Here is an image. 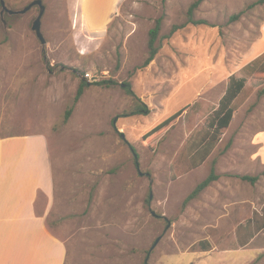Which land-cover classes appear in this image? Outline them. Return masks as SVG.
Wrapping results in <instances>:
<instances>
[{
  "label": "rangeland",
  "instance_id": "rangeland-1",
  "mask_svg": "<svg viewBox=\"0 0 264 264\" xmlns=\"http://www.w3.org/2000/svg\"><path fill=\"white\" fill-rule=\"evenodd\" d=\"M5 1L18 10L33 0ZM194 1L122 0L96 25L84 0H44L46 44L32 28L39 6L9 14L0 4V164L8 144L26 147L15 141L25 134L48 140L55 192L39 194L36 207L66 244L64 264H264V3L204 0L195 18L208 24L169 36ZM91 3L92 13L108 16L112 0ZM161 15L159 52L137 69ZM232 75L246 83L230 125L191 169L190 138L209 128ZM105 79L114 83H99ZM82 80L88 85L76 102ZM127 82L149 113L127 115L136 101ZM213 166L220 177L184 205Z\"/></svg>",
  "mask_w": 264,
  "mask_h": 264
},
{
  "label": "crops",
  "instance_id": "crops-1",
  "mask_svg": "<svg viewBox=\"0 0 264 264\" xmlns=\"http://www.w3.org/2000/svg\"><path fill=\"white\" fill-rule=\"evenodd\" d=\"M121 1L112 0L108 16L100 19L89 9L91 0H84L87 21L103 25ZM38 134L42 133L13 137L26 147H13L11 142L8 148L12 149L2 151L6 164H0V264H64L66 260L65 242L53 234L45 217L37 212L39 194L53 199L55 192L48 140Z\"/></svg>",
  "mask_w": 264,
  "mask_h": 264
},
{
  "label": "trees",
  "instance_id": "trees-1",
  "mask_svg": "<svg viewBox=\"0 0 264 264\" xmlns=\"http://www.w3.org/2000/svg\"><path fill=\"white\" fill-rule=\"evenodd\" d=\"M204 0H195L192 2V4L188 8L187 12V21L181 24H174L169 32V36H171L174 32L177 30L185 27L187 24H208L207 20L205 19H197L195 18V11L200 6V4ZM257 3H264V0H258L257 2H254L250 4L249 7H253ZM244 10L235 13L231 16V19H238ZM164 16L161 15L158 17L155 21L154 26L149 31V41H148V47H149V54L147 58L144 60V62L137 66V69H141L143 67L148 66L152 60L155 58L157 53L159 52L160 46L157 43L160 31L162 29ZM264 71V69H263ZM100 84H106L111 85L114 83V80L112 79H105L101 80L99 82ZM246 83V78L244 77H236L235 75H232L230 78V81L228 83V87L226 89V92L222 96V98L219 101L218 107L215 109L211 119L209 120V128L203 130V132L197 133L194 137L191 136L190 138V145H189V153H190V162H191V169L197 168L200 165H202L207 158L210 156V154L215 149L217 143L220 141V137L222 134V130L230 125V122L233 118V114L235 111V107L233 105V101L239 96L242 89L244 88ZM127 84V91L134 95L136 101L133 107L129 112H127V115H135V114H147L150 112L149 106L141 100V98L137 97L134 90L131 88V84L129 82ZM88 85V82L86 80H82L80 82V85L77 90V94L75 97V101L78 102L84 92V87ZM261 92H264V88H262ZM188 107V106H187ZM187 107H184L180 110H178L173 115L167 117L162 122L157 124L154 128H152L148 133L147 136H153L161 131H163L165 128L169 127V125L174 122L186 109ZM74 106H71L66 111V119L69 118L71 113L73 112ZM126 115V114H125ZM198 135V136H197ZM136 160H137V152L134 146H131ZM238 177L242 178L243 180H247L251 182L252 184L257 183V181L260 179L259 175H251V174H237ZM219 174L216 173L215 167L213 166L211 169L210 174L200 183L197 184V186L188 194V196L184 200V205L188 204L192 199L196 198L201 191H203L206 187H208L212 182L216 181L219 178ZM264 227V226H262ZM204 249H208V246L205 242L201 243Z\"/></svg>",
  "mask_w": 264,
  "mask_h": 264
},
{
  "label": "water",
  "instance_id": "water-1",
  "mask_svg": "<svg viewBox=\"0 0 264 264\" xmlns=\"http://www.w3.org/2000/svg\"><path fill=\"white\" fill-rule=\"evenodd\" d=\"M0 4L2 6V13L8 12L9 14L26 13L29 10H31L34 6H36V5L39 6V9H40L39 14L35 18L33 25H32V28H33V30H35L36 35L40 39L41 43L42 44L47 43V39H46V37L42 31V19H43L45 12H46V5L44 3V0H33L32 2L27 4L24 8L18 9V10H13V9L9 8L7 6L5 0H0ZM151 197H152V195H151ZM157 242H158V240H157ZM146 261H148V259Z\"/></svg>",
  "mask_w": 264,
  "mask_h": 264
},
{
  "label": "built area",
  "instance_id": "built-area-1",
  "mask_svg": "<svg viewBox=\"0 0 264 264\" xmlns=\"http://www.w3.org/2000/svg\"><path fill=\"white\" fill-rule=\"evenodd\" d=\"M85 77L86 78H89L91 80H95L96 79L95 76L93 74H91L90 72H86L85 73Z\"/></svg>",
  "mask_w": 264,
  "mask_h": 264
}]
</instances>
